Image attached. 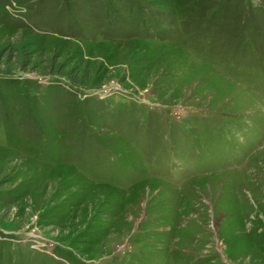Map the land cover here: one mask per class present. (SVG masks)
I'll use <instances>...</instances> for the list:
<instances>
[{
	"label": "rangeland",
	"instance_id": "obj_1",
	"mask_svg": "<svg viewBox=\"0 0 264 264\" xmlns=\"http://www.w3.org/2000/svg\"><path fill=\"white\" fill-rule=\"evenodd\" d=\"M0 264H264V0H0Z\"/></svg>",
	"mask_w": 264,
	"mask_h": 264
}]
</instances>
